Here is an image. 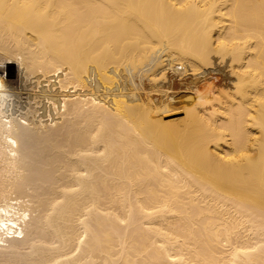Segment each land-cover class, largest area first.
<instances>
[{
    "label": "bare ground",
    "instance_id": "obj_1",
    "mask_svg": "<svg viewBox=\"0 0 264 264\" xmlns=\"http://www.w3.org/2000/svg\"><path fill=\"white\" fill-rule=\"evenodd\" d=\"M0 264H264V0H0Z\"/></svg>",
    "mask_w": 264,
    "mask_h": 264
},
{
    "label": "rangeland",
    "instance_id": "obj_2",
    "mask_svg": "<svg viewBox=\"0 0 264 264\" xmlns=\"http://www.w3.org/2000/svg\"><path fill=\"white\" fill-rule=\"evenodd\" d=\"M220 63V61L218 62H216V65L217 64H219ZM11 67V68H10ZM218 67V66H217ZM222 67V69L224 70V68L225 67H223V65L221 66ZM1 68H4V70L2 71V73H1V76H5V75H8V77L9 78H11V81H12V83L14 84V85H16V83H17V78H18V71H16L17 70V67H15V69L14 68H12V66H3V67H1ZM9 68V69H8ZM219 68H220V66H219ZM228 68V67H227ZM12 69V70H11ZM226 71V72H225ZM229 71H230V69H229ZM228 71V69L226 70H224V71H221V70H217V71H209V73H206L205 75H203V77L202 76H200V78H195L194 77V75L192 76V73L191 72H189V74L187 75V76H185V77H181L182 79H180V77H177V76H173L172 74H170V79L172 80L173 78H174V80H172L169 84H168V86L165 84L164 85V89H163V91H164V93L162 92V94L160 93V92H158V94H156V92H154V93H152V97H156V101H158L159 100V97H160V100L159 101H161V100H166V99H168L169 98V101L171 102V105H170V107L172 106H174L168 113H166L165 114V116L167 117V120H172V118H174V121H175V119H178V121H180V119L181 118H183L184 117V108H185V106H184V101H185V99H186V95L188 94V88H190L195 82H197L198 84H201V82L199 83V81L201 80H203L204 79V77H206L207 79H206V81H208L209 83H213V84H219V82H220V84H224L225 85V83H227V85H229V81H230V79L232 78L231 76H230V74L229 73H227V72H229ZM16 72V73H15ZM211 72H213V73H211ZM224 72V73H223ZM18 73V74H17ZM191 73V74H190ZM220 73V74H219ZM209 74V75H208ZM222 74V75H221ZM226 76H225V75ZM169 75V74H168ZM173 76V77H172ZM177 78H179V79H177ZM223 80H222V79ZM229 78V79H228ZM178 80H180V81H178ZM195 80V81H194ZM199 80V81H198ZM205 80V79H204ZM211 80V81H210ZM228 80V81H227ZM177 81L179 82V83H177ZM227 81V82H226ZM218 82V83H217ZM222 82H224V83H222ZM192 83V84H191ZM148 85V84H147ZM171 85H173V86H171ZM179 85V86H178ZM204 85H206V86H208V84H204ZM165 86L167 87V88H165ZM170 87H174L173 89H171ZM180 87V88H179ZM171 90H170V89ZM178 88V89H177ZM166 89H167V91H166ZM168 89L170 90V92L168 91ZM176 89H177V92H176ZM174 90V91H173ZM172 91H173V93H172ZM186 93V94H184V93ZM160 93V94H159ZM166 93V95H164ZM179 93V94H178ZM167 94H169V95H167ZM175 94V95H174ZM163 95L165 96V98H163ZM170 95H174V96H171L170 97ZM178 95V96H177ZM162 96V97H161ZM179 96H180V98H179ZM158 97V98H157ZM173 98V99H172ZM155 99V98H154ZM174 100V101H173ZM175 100H176V102H175ZM179 103H178V102ZM180 102H181V105H180ZM179 106V107H178ZM175 107H176V110H175ZM178 107V108H177ZM178 109V110H177ZM174 110V111H173ZM181 111V112H180ZM179 116V117H178ZM175 122H177V120L175 121Z\"/></svg>",
    "mask_w": 264,
    "mask_h": 264
}]
</instances>
